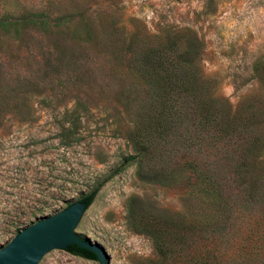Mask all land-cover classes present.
<instances>
[{
	"label": "rangeland",
	"instance_id": "374dc122",
	"mask_svg": "<svg viewBox=\"0 0 264 264\" xmlns=\"http://www.w3.org/2000/svg\"><path fill=\"white\" fill-rule=\"evenodd\" d=\"M167 30L200 41L232 110L264 107V0H0V248L96 189L76 234L113 264L154 253L131 210L181 211L183 190L139 170L134 99L138 57ZM45 264L98 262L60 249Z\"/></svg>",
	"mask_w": 264,
	"mask_h": 264
},
{
	"label": "trees",
	"instance_id": "16d2710c",
	"mask_svg": "<svg viewBox=\"0 0 264 264\" xmlns=\"http://www.w3.org/2000/svg\"><path fill=\"white\" fill-rule=\"evenodd\" d=\"M175 33L138 57L132 140L143 177L182 189L184 208L135 203L154 249L138 264H264V107L250 96L232 110L200 72V41ZM95 194L79 200L88 206ZM65 250L96 260L76 244Z\"/></svg>",
	"mask_w": 264,
	"mask_h": 264
},
{
	"label": "water",
	"instance_id": "95a60500",
	"mask_svg": "<svg viewBox=\"0 0 264 264\" xmlns=\"http://www.w3.org/2000/svg\"><path fill=\"white\" fill-rule=\"evenodd\" d=\"M86 208L85 202L77 200L23 227L0 248V264H45L69 244L92 252L98 264H113L103 246L76 234Z\"/></svg>",
	"mask_w": 264,
	"mask_h": 264
}]
</instances>
